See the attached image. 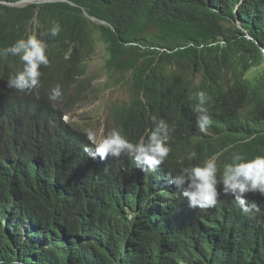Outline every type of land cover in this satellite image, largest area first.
<instances>
[{
	"label": "trees",
	"instance_id": "trees-1",
	"mask_svg": "<svg viewBox=\"0 0 264 264\" xmlns=\"http://www.w3.org/2000/svg\"><path fill=\"white\" fill-rule=\"evenodd\" d=\"M1 1L18 0H0V49L34 27L64 46L83 76L102 45L106 78L95 91L122 85L128 93L109 114L137 113L157 96L182 102L197 73L199 81L228 75L224 97L264 115V0ZM53 22L61 27L55 38L45 35ZM0 104V264H235L264 242V227L231 223L233 239L210 244L199 224L173 215L170 190L160 193L131 169L88 164L76 141L59 145L40 133L47 120L40 111L28 113L24 142L17 126L26 102L4 96ZM230 141L243 156L264 154V141Z\"/></svg>",
	"mask_w": 264,
	"mask_h": 264
},
{
	"label": "clouds",
	"instance_id": "clouds-1",
	"mask_svg": "<svg viewBox=\"0 0 264 264\" xmlns=\"http://www.w3.org/2000/svg\"><path fill=\"white\" fill-rule=\"evenodd\" d=\"M55 1L66 0H32L27 4ZM1 3L26 5L24 0ZM83 13L91 21L105 24ZM60 31L59 23L53 22L45 35L55 38ZM68 52L40 36L34 27L0 49V100L4 96L19 98L27 106L26 114L23 109L20 113L23 120L18 132L25 127L28 113L40 111L47 117L40 133H51L50 138L58 139L59 145L76 141L88 164L105 171L110 165L131 169L141 180L160 186V193L170 190L175 202L173 215L184 218L190 228L199 224L210 244L220 240L228 244L237 230L230 228L231 223L264 227V154L243 156L230 141L235 136L240 143H262L264 132L260 129L264 131V126L259 128L256 119L264 122L263 114L246 100L224 97L231 86L228 75L199 81L196 73L186 100L175 103L161 96L137 113L111 109L109 114L110 106L125 101L102 103V125L92 129L80 116L79 102L100 98L96 86L91 85L95 76L73 72ZM169 122H173L170 127ZM29 134L23 129L21 140L26 142ZM53 139L48 141L55 142ZM132 218L130 213L128 219ZM234 263L264 264V242Z\"/></svg>",
	"mask_w": 264,
	"mask_h": 264
},
{
	"label": "rangeland",
	"instance_id": "rangeland-1",
	"mask_svg": "<svg viewBox=\"0 0 264 264\" xmlns=\"http://www.w3.org/2000/svg\"><path fill=\"white\" fill-rule=\"evenodd\" d=\"M27 3L29 2H26V4ZM20 5L21 4H17V6ZM103 58L104 51L102 45L100 43H96L94 55L88 61V68L86 72V75L95 76L91 81V85L93 87L102 83L106 78V74L104 73V70L101 67ZM262 66L263 63L256 66V68L251 67V70L247 72L246 76L254 73L257 69H260V67ZM98 96L100 97L99 99L91 100L90 103L87 100L79 102V107H82V110L80 111V116L91 124L92 129L95 126L100 127L102 125V103L106 106L124 102L128 97V93L124 86L119 85L118 87L108 88L100 91Z\"/></svg>",
	"mask_w": 264,
	"mask_h": 264
},
{
	"label": "bare ground",
	"instance_id": "bare-ground-1",
	"mask_svg": "<svg viewBox=\"0 0 264 264\" xmlns=\"http://www.w3.org/2000/svg\"><path fill=\"white\" fill-rule=\"evenodd\" d=\"M25 2H27V1H32V0H24ZM35 1H40V0H35ZM244 118H249V117H244ZM254 118L256 119V115L254 114ZM261 119L262 120H264V115L261 117ZM256 121L258 122V124H259V128L261 127V126H264V122H261L260 120H257L256 119ZM238 126H244L242 123H238ZM261 130V132L263 133L264 131L262 130V129H260ZM222 135H224L225 137H230L229 135H227V134H222ZM231 137H233V136H231Z\"/></svg>",
	"mask_w": 264,
	"mask_h": 264
},
{
	"label": "water",
	"instance_id": "water-1",
	"mask_svg": "<svg viewBox=\"0 0 264 264\" xmlns=\"http://www.w3.org/2000/svg\"><path fill=\"white\" fill-rule=\"evenodd\" d=\"M157 97H158V99L160 100L161 96H157ZM180 116L182 117L181 114H180ZM180 120H181V119H180ZM172 124H173V122H169V123H168L169 127L172 126Z\"/></svg>",
	"mask_w": 264,
	"mask_h": 264
}]
</instances>
